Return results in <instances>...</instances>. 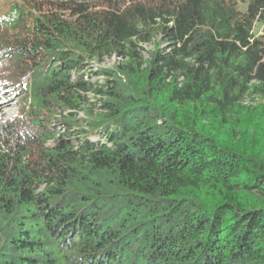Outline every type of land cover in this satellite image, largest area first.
I'll return each instance as SVG.
<instances>
[{
	"label": "trees",
	"instance_id": "1",
	"mask_svg": "<svg viewBox=\"0 0 264 264\" xmlns=\"http://www.w3.org/2000/svg\"><path fill=\"white\" fill-rule=\"evenodd\" d=\"M6 90L0 264H264V0H10Z\"/></svg>",
	"mask_w": 264,
	"mask_h": 264
},
{
	"label": "rangeland",
	"instance_id": "2",
	"mask_svg": "<svg viewBox=\"0 0 264 264\" xmlns=\"http://www.w3.org/2000/svg\"><path fill=\"white\" fill-rule=\"evenodd\" d=\"M8 1L10 0H0V15L4 12ZM143 46V54L145 55V57H147V50L152 49L153 43H145ZM116 62H122V59L117 55H113L103 58V60H101L100 62L97 60H92L90 66L92 67L91 70H97L101 67L113 66ZM85 77H88V75H86ZM91 78V80H93L94 82L95 80L103 81L104 76L98 73H94ZM89 96L92 98L94 97L93 94H89ZM247 101H251L250 98H247ZM24 102V97H22V95H20L19 93H12L11 90H6L3 93H0V122L7 121L19 114ZM56 116L58 117L60 116V114H57L54 117ZM83 116L84 111H81V113L78 114V118L81 119ZM53 125L58 129L61 128V125Z\"/></svg>",
	"mask_w": 264,
	"mask_h": 264
}]
</instances>
